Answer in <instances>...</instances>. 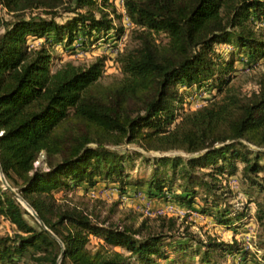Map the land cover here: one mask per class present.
<instances>
[{
  "label": "trees",
  "instance_id": "1",
  "mask_svg": "<svg viewBox=\"0 0 264 264\" xmlns=\"http://www.w3.org/2000/svg\"><path fill=\"white\" fill-rule=\"evenodd\" d=\"M0 6L10 15L0 17V166L8 185L62 244L0 184V218L15 228L0 237V264H56L62 250L60 264H178L176 257L225 264L226 255L237 256L238 264H264V71L256 74L257 90L244 94L229 84L234 60L215 53L216 46L230 45L247 64L264 60V27L255 26L264 21V0H123V14L109 0H0ZM111 14L132 26L128 45L115 56L120 76L100 81L106 57L50 72L56 46L73 54L68 48L77 41L85 50L110 36L119 40L123 27ZM29 39L40 40L39 47H30ZM180 87L221 96L180 116ZM127 145L187 157H142L154 166L153 175L132 182L125 171L130 152L109 148ZM42 153L47 171L34 167ZM238 161L242 185L262 195L255 201L260 232L253 250L238 239L192 244L172 235L175 219L166 218V232L163 226L137 238L140 231L105 226L79 207L58 205L52 194L106 182L121 194L144 186L148 197L158 198L177 180L176 203L191 207L201 189L199 213L236 233L248 215L232 213L216 191L217 177L234 175ZM91 237L128 255L92 253L86 248Z\"/></svg>",
  "mask_w": 264,
  "mask_h": 264
},
{
  "label": "rangeland",
  "instance_id": "2",
  "mask_svg": "<svg viewBox=\"0 0 264 264\" xmlns=\"http://www.w3.org/2000/svg\"><path fill=\"white\" fill-rule=\"evenodd\" d=\"M109 1L113 3L118 14H123V9L120 7V4H118L117 0ZM105 9L111 13L110 8L106 7ZM0 17L3 20H7L10 17L6 10L1 6ZM111 17L114 21V25H120L123 27V33L120 35L119 40L116 41L110 36L108 43L98 41L96 45L87 47L85 50L78 46L80 45V41H77L72 47L68 48L69 51H73V54L65 52L63 46H56L53 48V51H51L53 59L50 65V72L53 73L67 62H71L78 66H87L97 57H106L105 67L100 77V81L106 83L111 76H120L118 64L115 62V56L117 51L122 50L125 45H128L132 26L125 17H122L120 21L115 19L113 14H111ZM255 26L256 28L264 27V21H255ZM157 39L162 40L163 42L165 40L163 35H159ZM27 43L30 47L38 48L41 41H33L29 39ZM236 52L237 50L235 47L230 45H219L215 47V53L219 54L222 59H225L226 61L231 59L234 60V73H232V78L229 84H235L240 87L242 93L250 94L257 90L256 74L259 71H264V60H261L256 64H247L248 60L246 59V56H237ZM180 91L182 93V104L181 106H178L179 110L177 111L180 116L203 106L216 94L215 90L207 91L204 87H201L200 89H194V87H192V89H185L180 87ZM220 96L221 94L219 93L216 94L214 98L217 99ZM109 148L111 150L116 149L121 153L130 152L132 162L126 164L125 171L126 174L129 175V180L132 182H146L149 181L153 175L154 166L149 160L145 162L142 157H145L146 159L159 156L187 157V155L181 151H170L163 155L155 152H143L136 145ZM235 164L237 172L234 175L228 176L225 174L217 177L219 184L216 194L219 197L218 199H221L220 202L226 204V208L232 211V213L234 210L238 212L245 211V213H247L248 218L236 233L217 225L210 216L199 213V207L201 206L200 199L203 197L201 189L197 190V195L193 197L194 204L191 207H185L176 203L173 196L177 193L174 189L175 185L179 183L177 180L172 186V190H165V194L158 198L148 197L144 186L142 188H135L133 186L126 187L124 193L121 194L117 185L106 182H98L90 189H87L84 185L75 190L60 189L58 191H53L52 194L58 205L79 207L92 219L99 222L104 221L105 226L129 227L133 231H140V234L136 235L137 238L158 233L163 226V230L166 232L169 226L166 219H175V226L170 233L180 239H192V244H195V241H208V239H214L226 243L231 242L233 239H238L244 243V246L249 250H253L252 241L256 240L255 237L256 235L258 236L260 232V229L253 220L255 201L260 202L262 200V195L255 189H249L245 185H242L240 181V169L243 165L239 161ZM34 167L44 171L48 170L43 153L39 155L34 163ZM205 172H209V170H205ZM259 176H264V173H260ZM0 184L2 188H4L1 182V177ZM145 204L149 205L153 210L172 206L177 210L182 211V213H185V215L178 214L172 218L166 216L148 218L144 216L143 212H141V209ZM20 205L27 211L21 203ZM30 216L33 217L31 214ZM162 218L166 219L163 220ZM26 219L30 220L29 217H26ZM14 232L15 228L0 218V237L11 236ZM86 248L92 253L102 250L128 255L123 249L105 247L102 241L95 237L90 238V242ZM178 258L179 257L175 258L176 262L179 261L178 264H195V260L191 257ZM222 262L225 264H238L239 258L233 255H226ZM159 264L176 263H169L161 260Z\"/></svg>",
  "mask_w": 264,
  "mask_h": 264
},
{
  "label": "water",
  "instance_id": "3",
  "mask_svg": "<svg viewBox=\"0 0 264 264\" xmlns=\"http://www.w3.org/2000/svg\"><path fill=\"white\" fill-rule=\"evenodd\" d=\"M0 177H1V182H2V184H3V186H4V188L6 189V190H9L15 197H16V199H17V201L19 202V203H21L26 209H27V211L34 217V219L39 223V225L44 229V230H46L49 234H50V236L53 238V239H55L60 245H61V247H62V244H61V242L58 240V238L54 235V234H52L46 227H45V225L43 224V222L41 221V219L39 218V216L36 214V212L33 210V208L29 205V204H27L16 192H15V190H13L9 185H8V183L6 182V180H5V178H4V175H3V172H2V169H1V166H0ZM63 253H64V251L62 250L61 251V254H60V256H59V258H58V260H57V263L56 264H60L61 263V261H62V259H63Z\"/></svg>",
  "mask_w": 264,
  "mask_h": 264
},
{
  "label": "built area",
  "instance_id": "4",
  "mask_svg": "<svg viewBox=\"0 0 264 264\" xmlns=\"http://www.w3.org/2000/svg\"><path fill=\"white\" fill-rule=\"evenodd\" d=\"M117 1L118 4H120V7L122 8L123 0H117ZM141 212H143L144 216L148 218H156V217H164V216L172 218L173 216H177L178 214L183 216L185 215V213H182V211H179L172 206L161 207L153 210L150 208L149 205L146 204L141 209Z\"/></svg>",
  "mask_w": 264,
  "mask_h": 264
}]
</instances>
